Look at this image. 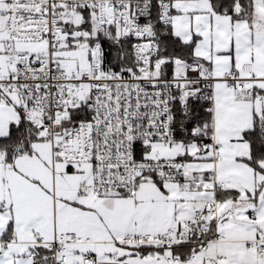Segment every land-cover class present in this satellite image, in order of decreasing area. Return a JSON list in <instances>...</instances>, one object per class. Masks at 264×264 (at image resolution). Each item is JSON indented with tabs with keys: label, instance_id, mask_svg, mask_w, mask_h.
<instances>
[{
	"label": "snow or ice",
	"instance_id": "6c2138e0",
	"mask_svg": "<svg viewBox=\"0 0 264 264\" xmlns=\"http://www.w3.org/2000/svg\"><path fill=\"white\" fill-rule=\"evenodd\" d=\"M0 264H264V0H0Z\"/></svg>",
	"mask_w": 264,
	"mask_h": 264
}]
</instances>
